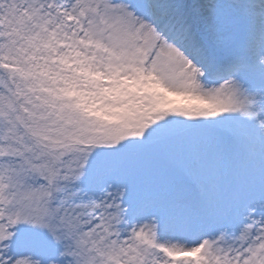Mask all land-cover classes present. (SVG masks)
I'll list each match as a JSON object with an SVG mask.
<instances>
[{
	"label": "rangeland",
	"instance_id": "374dc122",
	"mask_svg": "<svg viewBox=\"0 0 264 264\" xmlns=\"http://www.w3.org/2000/svg\"><path fill=\"white\" fill-rule=\"evenodd\" d=\"M39 1L58 25L55 56L68 66L74 105L92 116L105 117L123 89L176 104L185 98L231 101L245 87L232 79L235 66L242 59L243 66L264 63V0H197L187 28L199 48L198 62L185 52L187 42L184 48L174 43L183 31L174 20L179 16L167 15L171 8L156 0ZM26 5L0 0V11ZM243 27L248 51L225 57L223 45L234 42ZM109 57L115 60L112 68ZM44 60L51 57L36 56L33 64L43 66L36 72H44ZM216 74L220 79L214 81ZM230 117L221 195L209 183L205 192L185 185L166 199L134 200L123 193L121 177L113 178L112 169L99 164L90 182L75 191L85 212L82 229L111 231L129 264H264V90L238 101ZM226 124L218 122L224 130ZM218 156L212 162L221 160ZM3 169L0 162V176ZM219 196V202L212 200ZM18 226L0 205V264H76L61 249L18 233ZM183 251L192 257L177 259Z\"/></svg>",
	"mask_w": 264,
	"mask_h": 264
},
{
	"label": "trees",
	"instance_id": "16d2710c",
	"mask_svg": "<svg viewBox=\"0 0 264 264\" xmlns=\"http://www.w3.org/2000/svg\"><path fill=\"white\" fill-rule=\"evenodd\" d=\"M20 127H21L22 132L27 134V137L23 139V141L25 142H30L32 140L45 142L43 139H40V138L49 137L47 136V134H44V133H34L33 127L29 125L26 121L23 122V119H21ZM50 147L53 149H63L62 143L51 144L50 142Z\"/></svg>",
	"mask_w": 264,
	"mask_h": 264
},
{
	"label": "bare ground",
	"instance_id": "6f19581e",
	"mask_svg": "<svg viewBox=\"0 0 264 264\" xmlns=\"http://www.w3.org/2000/svg\"><path fill=\"white\" fill-rule=\"evenodd\" d=\"M173 6L179 8L180 5L179 4H173ZM183 6L187 9V10H190L191 9V1L188 0V1H185L183 2Z\"/></svg>",
	"mask_w": 264,
	"mask_h": 264
}]
</instances>
